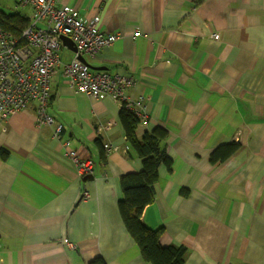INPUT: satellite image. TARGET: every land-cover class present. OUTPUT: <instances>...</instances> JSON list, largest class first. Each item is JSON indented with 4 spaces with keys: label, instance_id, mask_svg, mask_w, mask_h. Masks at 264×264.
Here are the masks:
<instances>
[{
    "label": "crops",
    "instance_id": "0c3cea01",
    "mask_svg": "<svg viewBox=\"0 0 264 264\" xmlns=\"http://www.w3.org/2000/svg\"><path fill=\"white\" fill-rule=\"evenodd\" d=\"M57 3L119 36L85 60L93 72L133 78L128 95L145 99L137 138L169 133L172 170L159 168L141 218L163 229L161 246L187 248L185 264H264V0ZM0 11L33 17L17 0H0ZM60 55L69 63L74 51L63 44ZM51 85L48 114L64 126L60 139L38 124L35 103L0 123V264H151L118 206L121 177L143 170L123 107L77 91L62 71ZM233 143L237 151L213 164ZM71 149L90 158L91 174L79 176Z\"/></svg>",
    "mask_w": 264,
    "mask_h": 264
},
{
    "label": "built area",
    "instance_id": "2783aa9c",
    "mask_svg": "<svg viewBox=\"0 0 264 264\" xmlns=\"http://www.w3.org/2000/svg\"><path fill=\"white\" fill-rule=\"evenodd\" d=\"M17 2L32 7L33 17L20 38L10 36L0 26V123L35 103L38 124L54 126V136L60 139L64 126L48 114L53 97L52 80L59 71L77 91L94 98L110 96L138 116L141 123L146 121L142 112L145 99H133L127 93L134 84L131 76L93 72L89 63L81 59L94 58L119 38L99 29V17L85 19L71 6L59 5L57 0ZM40 23L45 26L40 27ZM62 37H69L76 47L69 63H64L60 55ZM65 144L70 146L69 141ZM104 148L108 153L120 150L110 144ZM68 155L77 163L79 176L93 172V162L81 149H71ZM84 197L89 198V192ZM65 243L73 247L68 241Z\"/></svg>",
    "mask_w": 264,
    "mask_h": 264
},
{
    "label": "trees",
    "instance_id": "16d2710c",
    "mask_svg": "<svg viewBox=\"0 0 264 264\" xmlns=\"http://www.w3.org/2000/svg\"><path fill=\"white\" fill-rule=\"evenodd\" d=\"M30 22L29 18L19 13L6 14L0 11L2 30L14 38H20ZM120 120L130 146L143 163L142 171L126 174L120 179L123 194L118 206L125 227L139 246L146 262L151 264H185L187 248L184 246L162 247L160 239L163 229H150L141 219L147 206L154 201V187L159 181V168L165 166L168 170H172L173 162L167 155L165 146L169 133L164 128L158 127L147 132L143 139L139 140L136 135L137 127L141 122L139 117L123 107ZM237 149L238 145L235 143L217 149L211 156L212 163L224 161ZM0 155L5 158L7 152L0 149ZM91 264L106 263L100 258Z\"/></svg>",
    "mask_w": 264,
    "mask_h": 264
},
{
    "label": "water",
    "instance_id": "95a60500",
    "mask_svg": "<svg viewBox=\"0 0 264 264\" xmlns=\"http://www.w3.org/2000/svg\"><path fill=\"white\" fill-rule=\"evenodd\" d=\"M63 44L67 46L72 51L76 52V47L73 41L69 37H62ZM83 61H86L85 58H81ZM90 180L93 179L92 177L89 178Z\"/></svg>",
    "mask_w": 264,
    "mask_h": 264
},
{
    "label": "rangeland",
    "instance_id": "374dc122",
    "mask_svg": "<svg viewBox=\"0 0 264 264\" xmlns=\"http://www.w3.org/2000/svg\"><path fill=\"white\" fill-rule=\"evenodd\" d=\"M13 9V8H12ZM14 10V9H13Z\"/></svg>",
    "mask_w": 264,
    "mask_h": 264
}]
</instances>
